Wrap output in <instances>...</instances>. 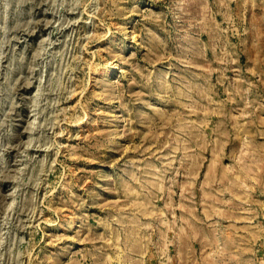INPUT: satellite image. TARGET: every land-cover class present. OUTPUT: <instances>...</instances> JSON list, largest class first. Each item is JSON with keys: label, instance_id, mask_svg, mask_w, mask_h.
Returning <instances> with one entry per match:
<instances>
[{"label": "rangeland", "instance_id": "374dc122", "mask_svg": "<svg viewBox=\"0 0 264 264\" xmlns=\"http://www.w3.org/2000/svg\"><path fill=\"white\" fill-rule=\"evenodd\" d=\"M0 264H264V0H0Z\"/></svg>", "mask_w": 264, "mask_h": 264}, {"label": "bare ground", "instance_id": "6f19581e", "mask_svg": "<svg viewBox=\"0 0 264 264\" xmlns=\"http://www.w3.org/2000/svg\"><path fill=\"white\" fill-rule=\"evenodd\" d=\"M111 72V71H110Z\"/></svg>", "mask_w": 264, "mask_h": 264}]
</instances>
